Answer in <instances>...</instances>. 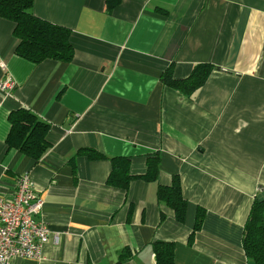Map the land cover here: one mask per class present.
<instances>
[{
	"label": "crops",
	"instance_id": "0c3cea01",
	"mask_svg": "<svg viewBox=\"0 0 264 264\" xmlns=\"http://www.w3.org/2000/svg\"><path fill=\"white\" fill-rule=\"evenodd\" d=\"M107 6L35 0V15L71 30L70 63L19 57L15 24L0 17V59L17 84L0 92V194L12 200L30 175L43 201L37 219L60 235L41 260L10 264H157L156 242L172 245L174 264H255L243 235L264 198V0ZM203 63L217 69L192 97L161 81L170 67L185 79ZM22 107L51 125L39 162L7 145L9 117ZM83 151L129 158L128 191L108 184L111 161ZM151 155L156 182L143 178ZM174 177L188 202L183 223L157 199Z\"/></svg>",
	"mask_w": 264,
	"mask_h": 264
},
{
	"label": "trees",
	"instance_id": "16d2710c",
	"mask_svg": "<svg viewBox=\"0 0 264 264\" xmlns=\"http://www.w3.org/2000/svg\"><path fill=\"white\" fill-rule=\"evenodd\" d=\"M35 0H0V17L15 24L14 37L18 44L16 54L31 63L38 65L45 60L70 63L74 58V48L70 42L71 30L39 18L33 13ZM107 12L110 13L120 0H107ZM217 68L209 63L197 64L189 77L176 79L173 68L167 69L162 83L182 94L192 97L207 82ZM11 130L7 145L39 162L52 148L47 136L51 125L42 121L27 108H19L9 117ZM90 159H108L112 170L108 179L110 186L128 191L133 175L130 173L131 160L126 157L108 158L92 151H83ZM74 158L71 160L74 164ZM148 170L143 178L147 182H156L159 175L160 159L157 155L148 157ZM157 199L174 210L176 218L183 223L186 219L188 202L182 194L180 177H174L171 186H159ZM164 219V217H163ZM203 221V212L197 213L195 231ZM194 231V233H195ZM194 233L191 238H194ZM243 249L248 259L255 264H264V198H255L248 219L244 225ZM154 251L157 264H174V252L171 244L156 242ZM126 257L120 260L124 261Z\"/></svg>",
	"mask_w": 264,
	"mask_h": 264
},
{
	"label": "built area",
	"instance_id": "2783aa9c",
	"mask_svg": "<svg viewBox=\"0 0 264 264\" xmlns=\"http://www.w3.org/2000/svg\"><path fill=\"white\" fill-rule=\"evenodd\" d=\"M0 73V92L10 95L17 84L1 59ZM16 186L12 200L0 194V264H10L15 259L41 260L44 246L51 240L56 244L60 240L45 221L37 219L43 201L30 175L20 176Z\"/></svg>",
	"mask_w": 264,
	"mask_h": 264
}]
</instances>
